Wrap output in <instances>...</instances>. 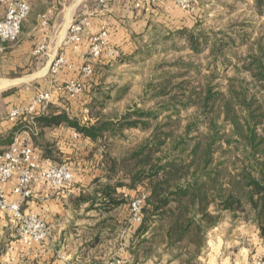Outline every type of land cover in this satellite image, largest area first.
I'll use <instances>...</instances> for the list:
<instances>
[{
    "label": "crops",
    "instance_id": "1",
    "mask_svg": "<svg viewBox=\"0 0 264 264\" xmlns=\"http://www.w3.org/2000/svg\"><path fill=\"white\" fill-rule=\"evenodd\" d=\"M4 12L0 4V19ZM82 15L90 20L88 33L107 31L109 42L132 60L145 50L140 51L143 42L148 46H164L169 43L166 37L175 29L195 26L192 14L178 7L174 0H158L149 10L135 7L130 0H112L103 6L97 0H34L19 39L15 43L0 41V153L18 135L33 144L43 158H50L55 164L68 161L75 176L71 193L49 192L38 184L34 196L23 203V209L39 213L49 224L50 238L44 243L26 246L10 214L0 211V264H105L112 259L121 264H183L180 260L170 263L162 260L157 243L150 255H144L138 244L151 233L138 232L140 224L131 222L126 202L110 205L100 192L96 198H90L98 189L97 182L105 184L109 179L104 156L107 149L101 140L84 136L65 121L56 124L36 121L38 133L32 135L27 130V120L11 121L8 117L13 106H27L38 91L50 87V65L58 52L65 53L73 64V68L65 67L59 73V81L79 76L88 42L83 41L80 50L75 51L64 41L69 25ZM41 44L46 48L35 53ZM107 65L97 61L94 74L85 80L82 95L72 98L55 93L53 102L41 115L63 113L81 124L94 123L100 114L94 113L90 105L100 100L102 94L107 95L101 85ZM85 109L90 111L88 122L82 120ZM74 132L78 135L74 136ZM6 191L11 200H18L12 192V183L6 184ZM119 191L121 197L124 192L130 193L126 188ZM81 194L84 199L79 198ZM252 221H242L244 224L236 229L232 226L221 229L220 250L228 255L224 262L230 258V264H255L264 252V235L259 224ZM207 242L198 264L206 259Z\"/></svg>",
    "mask_w": 264,
    "mask_h": 264
},
{
    "label": "trees",
    "instance_id": "2",
    "mask_svg": "<svg viewBox=\"0 0 264 264\" xmlns=\"http://www.w3.org/2000/svg\"><path fill=\"white\" fill-rule=\"evenodd\" d=\"M257 2L264 13V0ZM213 35L196 24L193 28H177L166 37L167 49L182 52L189 48L192 56L209 51L212 61L224 64L229 59L224 58L223 51L230 41L225 40L226 35ZM116 47L122 53L120 59L132 61ZM153 51L144 50L142 56L149 58ZM257 51L249 53L243 64L257 81L253 94L244 82L232 79L225 89L217 85L214 62L204 75L193 60L178 58L163 61L160 66L169 69L144 89L157 108L134 105L118 117H103L99 111V118L91 124H81L63 113L36 117L37 122L47 124L65 121L84 136L101 140L107 149L104 156L109 178L116 179L105 184L95 180L98 189L92 197L88 195L90 198L100 192L106 203L116 206L126 202L119 188L132 194L147 192L144 218L138 227L140 233H151L138 244L144 255H150L153 245L161 243L168 251H178L170 261L194 264L206 244L208 231L220 223L222 213L244 210L246 204L255 212V221L264 235V93L258 95L261 89L264 92V46L260 44ZM197 78L201 79L195 85ZM127 89L125 86L122 91ZM160 97L163 100L158 103ZM102 98L110 97L102 94L101 101L91 103L90 108L102 111L106 105ZM189 107L195 108L199 120L182 125L180 112ZM162 113L165 120H160ZM126 130H140L147 136L122 158L114 157L112 144L126 139ZM234 143L242 152V157L237 153L236 158L249 166H243L237 174L229 168ZM79 198L84 199L83 194Z\"/></svg>",
    "mask_w": 264,
    "mask_h": 264
},
{
    "label": "built area",
    "instance_id": "3",
    "mask_svg": "<svg viewBox=\"0 0 264 264\" xmlns=\"http://www.w3.org/2000/svg\"><path fill=\"white\" fill-rule=\"evenodd\" d=\"M34 0H0L4 6V16L0 19V41L15 43L20 36L22 25L28 18ZM112 0H97L99 5H106ZM135 7L150 6L158 0H130ZM175 4L188 11L196 9L198 0H174ZM90 20L87 16H79L68 28V34L64 41L66 46L75 51L80 50L83 41L87 40L88 47L82 54L84 63L80 67L78 77H72L60 82L57 76L65 68H73L65 53L58 52L54 55L49 73L51 74L50 87L38 91L27 106L15 105L9 112L11 121L25 119L28 122V131L33 135L38 133L36 117L45 113L53 102L55 93H62L72 98H78L85 91V80L90 78L96 68L97 61L111 62L121 58V51L108 40L107 31L103 30L94 34L88 33ZM46 48L41 44L35 50L39 54ZM89 110L85 109L82 120L88 122ZM78 132H74L77 136ZM12 183V192L18 196V200H11L6 184ZM43 184L47 191H61L71 193L75 185V176L72 167L67 162L55 164L50 158H43L37 148L30 142L24 141L16 135L10 145L0 153V211L10 214L16 223L18 235L26 246L36 243H44L50 238V226L37 212L26 211L23 203L34 196V188ZM147 192L139 191L135 194L124 192L122 197L128 201L130 220L134 224H140L144 218V203ZM105 264H121L119 260L112 259ZM255 264H264V252L256 259Z\"/></svg>",
    "mask_w": 264,
    "mask_h": 264
},
{
    "label": "rangeland",
    "instance_id": "4",
    "mask_svg": "<svg viewBox=\"0 0 264 264\" xmlns=\"http://www.w3.org/2000/svg\"><path fill=\"white\" fill-rule=\"evenodd\" d=\"M195 7L196 9L190 13L192 14V21H194L196 25H199L205 32H210L212 35L215 34L213 36H216V34L219 36L226 35L225 40L230 41V44H227L223 51L224 58H228L229 61L224 64L221 61L214 62L216 59L212 61L209 51H205L197 56H192V54H189L191 52L189 48L182 52H177L172 49L168 50L167 45L157 46L153 44L148 46L147 42H143L140 51L144 49L147 50L148 48H153L155 50L149 58H144L145 56H142L141 52L137 56H134L136 60L109 62V65H107V74L103 77V83L101 82V85L103 87L102 90L107 92L105 96H109L110 98H102L106 104L105 108L102 111L94 110V113L100 111L103 117H118L129 107L134 105L144 108H157L156 101L148 99V94L144 93V89L150 81L154 80L159 75V73L165 69H169V67L160 66L163 61H173L178 58L193 60L201 67L202 74L204 75H208V67L214 62L213 66L216 67L215 70L217 72V77L214 78V81L222 89H225L230 79H232L238 83L244 82L249 87L250 93H254L255 88H253V86L257 81L249 72L243 69V64L245 58L250 55L249 53H258V46L260 44L264 46V13L260 12L257 0H198ZM231 39H233L234 42H231ZM180 43L181 45H185L183 42ZM200 79L201 78L195 79L194 84L196 85ZM125 86L128 87L127 91H122V88ZM262 90L263 89H261L258 95L264 93ZM162 100L163 98L160 97L158 103ZM99 101H101V98ZM195 111L193 107L181 110L180 116L182 125L191 119H193V121L199 120V116H196ZM165 119V114L162 113L160 120ZM200 128L205 130V126L203 125H201ZM125 136L127 138L123 139L122 142L115 141L112 144L111 154L114 157L122 158L129 148L147 136V132L126 130ZM224 147L228 149L227 145ZM232 150L229 168L237 174L238 171L242 172V169H244L243 166H249H246L241 158H236L237 153L242 157V152L241 150L238 151L236 143L233 144ZM115 179L113 178L110 180L115 181ZM142 188L143 187L140 189ZM126 203L128 207V201H126ZM255 216V212L248 204L245 205L244 210H239L234 213L224 211L220 223L214 228H211L207 233L206 242L208 241L207 245L209 250H206V259H203L201 264H230V258L226 259L224 262L225 257L228 255L226 253L224 254L223 250H220L221 240L218 239V236L222 234L221 229H226L227 227L231 228V226L232 229H236L244 224L242 221L248 222L249 220H253L252 222H254ZM156 245L159 247L160 258H162V260L168 261V263L174 261H170V259H173L174 253L178 252L177 250L168 251L166 246L161 243H157ZM204 249L203 247L202 251ZM175 262H178V260L175 259ZM198 262L200 263L199 260Z\"/></svg>",
    "mask_w": 264,
    "mask_h": 264
}]
</instances>
